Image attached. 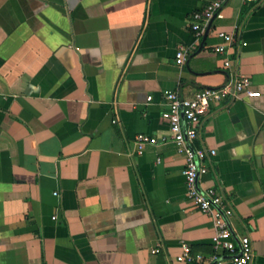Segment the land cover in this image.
Returning a JSON list of instances; mask_svg holds the SVG:
<instances>
[{"label": "crops", "instance_id": "crops-1", "mask_svg": "<svg viewBox=\"0 0 264 264\" xmlns=\"http://www.w3.org/2000/svg\"><path fill=\"white\" fill-rule=\"evenodd\" d=\"M208 2L0 0V264H182V242L210 254L164 96L239 72L255 94L211 106L200 140L216 155L200 184L264 264V0H228L196 41L191 16ZM218 32L235 38L229 69L210 51ZM179 47L195 48L181 67ZM137 134L158 143L137 154Z\"/></svg>", "mask_w": 264, "mask_h": 264}, {"label": "built area", "instance_id": "built-area-1", "mask_svg": "<svg viewBox=\"0 0 264 264\" xmlns=\"http://www.w3.org/2000/svg\"><path fill=\"white\" fill-rule=\"evenodd\" d=\"M227 1L209 0L203 9L192 14L190 28L196 41L207 34L214 19L222 17L221 11ZM242 1L245 4L262 2V0ZM216 36L222 40V43L212 46L210 51L213 54L226 56L223 65L229 69L232 66V59L228 54L235 38L232 34L223 32H218ZM194 50V47H179L175 55L176 66L181 67L188 52ZM254 94L249 78L239 72L222 86L202 89L189 98L181 97L175 91H169L164 96L166 109L162 113V118L168 123V139L184 159L182 176L185 197L197 211L210 218L213 228L211 253L208 255L194 253L187 243L182 242L175 256L178 263L250 264L253 260L254 253L250 238L247 235H237L232 229L230 220L233 210L221 192L214 187L203 188L200 184L201 177L209 171L208 163L216 155L215 150L202 145L200 132L211 106L234 101L242 95L253 97ZM157 143L156 138L145 134H137L134 137L137 154H142L147 146H156ZM53 195L58 196L57 193Z\"/></svg>", "mask_w": 264, "mask_h": 264}]
</instances>
